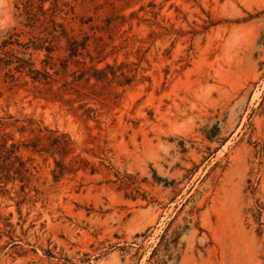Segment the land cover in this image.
<instances>
[{"label":"rangeland","instance_id":"obj_1","mask_svg":"<svg viewBox=\"0 0 264 264\" xmlns=\"http://www.w3.org/2000/svg\"><path fill=\"white\" fill-rule=\"evenodd\" d=\"M0 264H264V0H0Z\"/></svg>","mask_w":264,"mask_h":264},{"label":"trees","instance_id":"obj_2","mask_svg":"<svg viewBox=\"0 0 264 264\" xmlns=\"http://www.w3.org/2000/svg\"><path fill=\"white\" fill-rule=\"evenodd\" d=\"M1 148H4V147H0ZM13 149L11 151H7V150H0V158L3 157V153H6L8 154V156L6 157L5 161H9L12 159V156L15 155V152H16V147H12ZM15 158V161L18 162L20 164V167L21 169L25 172V173H28L29 172V169L25 167V164L24 162L21 161V158L17 155L13 156ZM1 169V167H0ZM262 226H264V223H260Z\"/></svg>","mask_w":264,"mask_h":264}]
</instances>
